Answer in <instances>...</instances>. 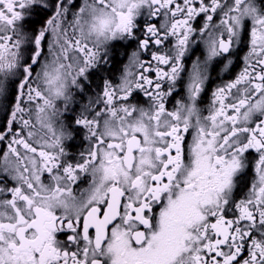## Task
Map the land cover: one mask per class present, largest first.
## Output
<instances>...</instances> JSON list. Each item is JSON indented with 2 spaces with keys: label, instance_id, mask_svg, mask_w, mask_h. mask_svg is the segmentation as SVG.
Listing matches in <instances>:
<instances>
[{
  "label": "snow or ice",
  "instance_id": "6c2138e0",
  "mask_svg": "<svg viewBox=\"0 0 264 264\" xmlns=\"http://www.w3.org/2000/svg\"><path fill=\"white\" fill-rule=\"evenodd\" d=\"M0 109V264H264V0H0Z\"/></svg>",
  "mask_w": 264,
  "mask_h": 264
},
{
  "label": "flooded vegetation",
  "instance_id": "af4514ba",
  "mask_svg": "<svg viewBox=\"0 0 264 264\" xmlns=\"http://www.w3.org/2000/svg\"><path fill=\"white\" fill-rule=\"evenodd\" d=\"M80 0H76V6L79 5ZM46 17H42V18H38L36 24L34 25L35 27H39L42 23H43V19ZM246 39V38H245ZM134 47L133 45H130L128 48V51L130 52L132 50V48ZM202 45H201V49L197 50L196 53H192L191 54V59H195L197 55L200 54V51L202 50ZM123 51V49H121V52ZM247 51L246 46H244V44H241L239 46V50L236 52V55L232 56L231 59L233 61V64L230 66L229 70L227 71H221L222 65L217 67V70L212 73V82L209 83L207 85V91L205 92V94L201 97V103H200V107L205 109L204 114H207V107L210 103V98H211V92L212 90L215 88V86L217 84H220L222 82H227L230 79H233L235 77V75L242 69V67L244 66L243 64V57L245 52ZM191 61L189 60L188 63H190ZM127 63V57L124 56L122 58H118V62L115 64L114 68L112 69V77L114 79V81L118 82V77L120 75V70H122L124 64ZM154 76V73L152 74ZM95 91H97V89L95 88V85H93V92L90 93L92 95H94ZM182 91V89H181ZM180 93L178 92L175 96L172 97L171 101L169 102V107H172V104H174L175 100L179 98ZM146 103V99L142 96V94L140 93H136L132 99L130 100V103ZM81 103H87V95L85 96L84 100L81 101ZM6 119V117L3 114V110L0 109V126H2L4 120ZM0 147H2V145H0ZM85 147H87V141L83 140V133H81V136L79 138V140L76 142V146L71 149V152L73 154V156H76L79 154V152L81 150H83ZM254 157V153H249V160L252 161ZM252 169L251 167H249V169L246 172V175L243 178V183L241 184V190L239 191L238 195H237V199H239L241 196H243L244 192H246L247 190V184L250 183L251 179H252ZM87 186V181H84L82 183H79L77 185V190L84 188ZM60 239H65V236H60Z\"/></svg>",
  "mask_w": 264,
  "mask_h": 264
}]
</instances>
